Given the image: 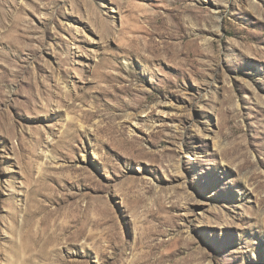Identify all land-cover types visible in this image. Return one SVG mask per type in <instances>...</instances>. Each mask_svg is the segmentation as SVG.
<instances>
[{
    "label": "rangeland",
    "instance_id": "374dc122",
    "mask_svg": "<svg viewBox=\"0 0 264 264\" xmlns=\"http://www.w3.org/2000/svg\"><path fill=\"white\" fill-rule=\"evenodd\" d=\"M0 264H264V0H0Z\"/></svg>",
    "mask_w": 264,
    "mask_h": 264
}]
</instances>
